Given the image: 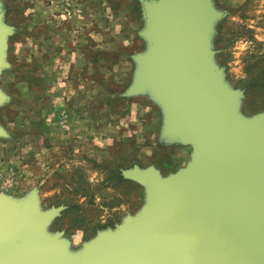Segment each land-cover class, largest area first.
I'll return each mask as SVG.
<instances>
[{
	"label": "rangeland",
	"instance_id": "rangeland-1",
	"mask_svg": "<svg viewBox=\"0 0 264 264\" xmlns=\"http://www.w3.org/2000/svg\"><path fill=\"white\" fill-rule=\"evenodd\" d=\"M160 1L0 0V195L15 211L33 199L37 216L61 207L43 229L62 232L70 257L151 202L124 170L153 166L167 176L192 159V148L161 138L165 113L152 90L128 93L137 57L150 51L147 5ZM205 6L215 13L201 42L208 66L227 94L238 92L237 117L264 114V83L252 85L264 55V0ZM117 165L133 182L113 177Z\"/></svg>",
	"mask_w": 264,
	"mask_h": 264
},
{
	"label": "water",
	"instance_id": "water-1",
	"mask_svg": "<svg viewBox=\"0 0 264 264\" xmlns=\"http://www.w3.org/2000/svg\"><path fill=\"white\" fill-rule=\"evenodd\" d=\"M153 4L144 33L150 51L137 57L128 93L152 90L164 135L192 144L191 161L167 176L153 166L124 170L151 202L119 231L99 233L78 258L67 253L62 232L43 229L61 207L37 216L33 199L15 211L0 195V264H264V114L237 117L238 92L227 94L208 66L201 42L215 13L205 0Z\"/></svg>",
	"mask_w": 264,
	"mask_h": 264
},
{
	"label": "trees",
	"instance_id": "trees-1",
	"mask_svg": "<svg viewBox=\"0 0 264 264\" xmlns=\"http://www.w3.org/2000/svg\"><path fill=\"white\" fill-rule=\"evenodd\" d=\"M262 63L259 65V69H257V73H256V76L253 78L254 82L252 83L253 86H257L259 85L257 82H256V79L257 78H261L262 79V82L260 83L263 84L264 83V55L262 56V59H261ZM252 70V68H249V71ZM251 74V73H250ZM29 80V79H27ZM132 161L131 160V164L130 166H132ZM120 166V165H119ZM119 166H115V167H112L111 171H112V174L114 175L113 177H116L117 179L121 180V181H126L128 183H131L133 181L131 180H127L125 178H123L122 174H121V171H120V168ZM65 202V201H63Z\"/></svg>",
	"mask_w": 264,
	"mask_h": 264
},
{
	"label": "crops",
	"instance_id": "crops-1",
	"mask_svg": "<svg viewBox=\"0 0 264 264\" xmlns=\"http://www.w3.org/2000/svg\"><path fill=\"white\" fill-rule=\"evenodd\" d=\"M145 93V92H144ZM145 94H147V93H145ZM149 97H150V101L151 102H153L154 103V107L156 108V109H158V108H160L161 109V104L159 103V101L155 98V97H152V95H149ZM123 99V98H122ZM164 124H165V119H164V122H163V124L161 125V128H160V130H159V133H160V136H161V138L162 139H164L165 140V143L166 144H176V145H185V146H189L190 148H192V152L194 151V149H193V146H192V144H189V143H183V142H181V141H179V140H172V139H167V137L164 135ZM192 158V157H191ZM190 158V159H191ZM189 162V160H187L185 163H186V165H184L185 167L187 166V163ZM179 168H184V167H179Z\"/></svg>",
	"mask_w": 264,
	"mask_h": 264
}]
</instances>
